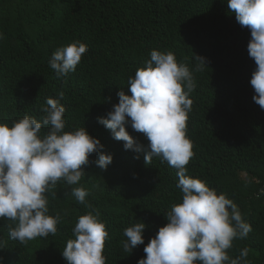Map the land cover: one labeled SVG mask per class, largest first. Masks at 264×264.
I'll return each mask as SVG.
<instances>
[{
  "label": "trees",
  "instance_id": "trees-1",
  "mask_svg": "<svg viewBox=\"0 0 264 264\" xmlns=\"http://www.w3.org/2000/svg\"><path fill=\"white\" fill-rule=\"evenodd\" d=\"M0 34V123L11 127L25 115L41 120L47 99L64 91L65 131L85 127L113 157L101 170L95 163L100 153L93 154L78 185L60 181L55 197L46 194L49 214L61 217L55 236L21 244L9 235L10 221L0 219V264H67L62 252L75 239L79 217L96 210L109 233L106 264H139L146 257L144 247L182 202L177 169L160 157L146 165L145 152L126 150L99 118L119 103L118 92L131 96L128 81L153 50L171 51L190 69L195 55L206 58L205 70L193 72L196 88L189 95L187 135L195 156L186 175L224 193L251 225L246 238L233 241L230 258L247 247L248 264H264V109L250 83L256 68L248 53L251 32L228 0H0ZM73 42L88 50L74 72L58 77L49 60ZM126 130L147 148L130 118ZM80 186L91 208L72 195ZM141 222L144 243L125 253V229Z\"/></svg>",
  "mask_w": 264,
  "mask_h": 264
},
{
  "label": "clouds",
  "instance_id": "clouds-1",
  "mask_svg": "<svg viewBox=\"0 0 264 264\" xmlns=\"http://www.w3.org/2000/svg\"><path fill=\"white\" fill-rule=\"evenodd\" d=\"M228 9L241 27L251 32L248 53L256 68L250 83L254 102L264 109V0H228ZM87 50L80 42L61 47L49 66L58 77H65L76 70ZM195 59L198 63L190 69L171 51L153 50L145 66L128 81L131 96L118 92L119 103L106 118H99L116 140L124 142L126 150L145 152L146 165L153 157H160L177 169L176 187L182 190V202L166 214L168 223L144 247L146 257L139 264H248L249 248H243L235 259L228 250L235 239L247 237L251 225L224 193L217 194L206 182L186 175L195 156L193 141L187 135L193 105L189 95L196 88L193 72L208 66L206 58L195 55ZM58 97L47 99L41 120L25 115L11 127L0 123V219L10 221L9 235L21 244L57 234L61 217L49 214L46 194L51 192L55 197L58 182L78 185L95 153H100L95 163L101 170L112 163V155L101 151L100 140L85 127L65 131L66 108L60 102L65 92L59 91ZM129 118L133 130L147 137V148L126 130ZM46 127L48 131L42 134ZM72 195L91 208L84 187L72 188ZM145 227L141 222L125 229V253L144 243ZM73 232L75 239H69L62 252L67 264H106L104 249L109 233L99 210L81 215Z\"/></svg>",
  "mask_w": 264,
  "mask_h": 264
}]
</instances>
